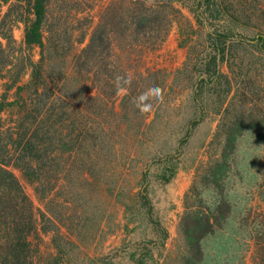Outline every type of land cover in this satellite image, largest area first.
Returning <instances> with one entry per match:
<instances>
[{
  "label": "trees",
  "instance_id": "1",
  "mask_svg": "<svg viewBox=\"0 0 264 264\" xmlns=\"http://www.w3.org/2000/svg\"><path fill=\"white\" fill-rule=\"evenodd\" d=\"M215 1L216 11L231 21L245 26L255 20L264 23V8L259 9L255 0ZM99 4L102 10L93 13ZM213 4V0H190L184 7L174 0H0V80L6 81L0 116L17 109L10 127L0 117V264H38L41 248L36 241L48 234L41 208L47 200L61 189L69 195L126 166L118 157L125 148L136 149L148 118L162 101H146L151 108L142 113L134 98L150 88H159L164 96L170 80L154 55L175 26L182 32L184 25L195 28L193 19L199 26L208 21ZM186 8L193 19L185 15ZM19 25H24L25 48L38 49L40 55L38 60L29 58L22 68L13 60ZM190 66L196 70L190 71ZM184 71L191 73L196 91L210 88L216 95L219 122L207 147V161L197 167L185 195L179 245L170 264H202L206 242L226 228L234 212L227 187L240 140L250 134L264 146V35L220 34L200 62L192 65L189 54L178 74ZM27 73L30 79L22 84ZM117 75L132 77L126 95H117ZM241 76L243 91H236L233 80ZM202 120L194 121L191 130ZM189 135L190 131L174 154L151 157L153 164L163 167L159 176L163 183L175 177ZM141 182L133 200L155 230L158 246L165 248L170 235L156 216L146 172H141ZM208 192L215 195L214 201L204 198ZM240 229L256 242L253 262L243 264H264V221L257 237L247 218Z\"/></svg>",
  "mask_w": 264,
  "mask_h": 264
},
{
  "label": "rangeland",
  "instance_id": "2",
  "mask_svg": "<svg viewBox=\"0 0 264 264\" xmlns=\"http://www.w3.org/2000/svg\"><path fill=\"white\" fill-rule=\"evenodd\" d=\"M255 1L259 9L264 8V0ZM174 2L180 7L190 5V0ZM213 3L212 7L217 2L213 0ZM102 7L103 4H99L93 13L98 14ZM214 8L209 20L200 26L189 10L184 9L185 15L193 19L195 28L184 25L181 32V28L175 26L163 49L154 55V61L167 71L170 80L162 101L146 122L136 149L130 152L125 148L118 157L119 163L126 166L104 173L97 182L92 179V185L76 188L69 195L61 189L42 207L32 188L26 185L36 205L46 213L42 227L48 234L42 233L43 240L36 241L41 248L38 264L171 263L179 245L178 229L185 195L195 179L197 167L207 161V147L219 122L215 114L216 95L211 94L210 88L196 91L191 73L184 71V75H179L178 72L184 70L189 54L192 65L200 62L220 34L249 38L264 35V23L255 20L245 26ZM14 34L17 41L14 64L22 68L28 65L29 58L38 60L39 50L30 52L23 45L24 25L17 26ZM189 70L196 69L190 66ZM29 79L27 73L22 84ZM5 82L0 80V101ZM233 85L236 91H243L244 77L234 79ZM0 117L6 128L10 127L17 119V109L9 108ZM202 117L201 123L191 130L192 123ZM189 131L183 155L176 163V175L170 182L163 183L159 179L163 167L150 159L174 154ZM142 171L149 175L150 198L156 216L170 235L165 248L158 246L155 230L143 217L139 202L133 200V195L141 189ZM227 193L234 212L226 228L206 242L202 264H243L244 260L253 262L255 258V239L250 241L248 232L240 229V222L247 218L253 237H257L258 226L264 221V146L250 134L240 140ZM204 198L211 202L215 195L208 192Z\"/></svg>",
  "mask_w": 264,
  "mask_h": 264
},
{
  "label": "clouds",
  "instance_id": "3",
  "mask_svg": "<svg viewBox=\"0 0 264 264\" xmlns=\"http://www.w3.org/2000/svg\"><path fill=\"white\" fill-rule=\"evenodd\" d=\"M132 82V77L117 75L114 78V84L116 87L117 95H126L128 92V86H130ZM162 100L163 94L162 90L159 88H150L144 93H142L139 97L134 98V103L140 109V111L147 112L151 108V104L146 103L149 100Z\"/></svg>",
  "mask_w": 264,
  "mask_h": 264
}]
</instances>
